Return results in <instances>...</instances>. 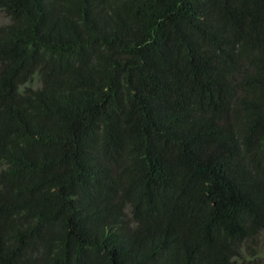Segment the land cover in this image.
Returning <instances> with one entry per match:
<instances>
[{
	"label": "trees",
	"instance_id": "trees-1",
	"mask_svg": "<svg viewBox=\"0 0 264 264\" xmlns=\"http://www.w3.org/2000/svg\"><path fill=\"white\" fill-rule=\"evenodd\" d=\"M0 11V264H264V0Z\"/></svg>",
	"mask_w": 264,
	"mask_h": 264
},
{
	"label": "rangeland",
	"instance_id": "rangeland-1",
	"mask_svg": "<svg viewBox=\"0 0 264 264\" xmlns=\"http://www.w3.org/2000/svg\"><path fill=\"white\" fill-rule=\"evenodd\" d=\"M7 18L3 15V13L0 11V25H5L7 24ZM38 85V83H37Z\"/></svg>",
	"mask_w": 264,
	"mask_h": 264
}]
</instances>
